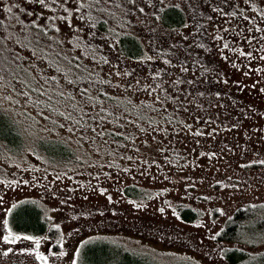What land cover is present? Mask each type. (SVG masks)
<instances>
[{"label": "rangeland", "instance_id": "obj_1", "mask_svg": "<svg viewBox=\"0 0 264 264\" xmlns=\"http://www.w3.org/2000/svg\"><path fill=\"white\" fill-rule=\"evenodd\" d=\"M79 1L83 0H0V4L9 6L15 18L22 11L28 21L39 15L31 11H42L45 4L62 11ZM155 1L199 14L207 35L192 26L189 31L167 33L148 22L138 26L142 22L138 19L132 30L143 32L138 33L149 49L152 40L161 62L173 64L177 71L182 66L177 52L197 62L198 43L192 38L202 36L199 43L206 42L221 57L225 69L219 83L233 93L231 102L225 95L223 102L229 103L218 105L199 94V88L174 85L166 66L160 77L166 84L153 79L147 84L142 77L141 87L133 93L137 100L142 95L152 101L150 113L156 122L147 124L135 119L139 109L104 106L100 97L98 102L81 95L83 106L76 113L68 101L48 102L42 96L31 101L20 79L12 86L19 84L14 88L23 92L21 97L10 90L8 72L0 75V107L20 117L25 141L17 155L0 150V264H82L75 260L77 245L96 236L159 263L227 264L223 250L240 246L218 234L239 207L264 205V0ZM112 7L110 0L103 5L107 10ZM128 11L122 6L119 12ZM170 51L176 58L164 55ZM160 63L141 67L157 74ZM123 75L121 71L119 83ZM23 108L36 121L21 117ZM102 108L103 113L98 112ZM106 130L122 136L111 138ZM55 137L74 146L75 158L57 161L33 151L38 140ZM128 184L142 187L144 198L125 197L121 189ZM23 198L35 199L45 209L50 236L29 243L3 230L6 210ZM183 206L201 212V217L180 220L177 209ZM85 243L89 244L83 251L92 241ZM263 250L264 245L248 249Z\"/></svg>", "mask_w": 264, "mask_h": 264}, {"label": "trees", "instance_id": "obj_2", "mask_svg": "<svg viewBox=\"0 0 264 264\" xmlns=\"http://www.w3.org/2000/svg\"><path fill=\"white\" fill-rule=\"evenodd\" d=\"M110 1L113 7L109 10L103 8L104 3L109 0H83L67 6L62 11L45 4L42 11H31L33 15L39 14L37 18L43 17L28 21L24 20L22 11L19 15L16 14L15 18L9 14V6L0 4V75L8 72L6 79H10V90L20 97L26 92L31 101L36 100L37 96L46 98L48 102L50 99L54 102L55 98L62 101L61 103L68 101L72 104L70 110H75V113L83 106L81 95L98 102L100 97L104 106L118 107L124 111L129 108L139 109L134 112L135 119L154 124V115L150 113L152 101L142 95L137 100L133 93L141 87L139 82L142 77L147 84H150L152 79L155 83L166 84L163 77H160L163 75L162 69L167 66L173 74L174 85L199 88V94H204L208 99L212 98L218 105L229 103L223 102L225 95L229 96L231 102L233 93H228L224 90L223 83H219L225 69L222 68L221 57H218L212 46L206 42L199 43L202 36L192 38V42L198 43L196 46L200 57L197 62H189L183 53L178 51L179 65L182 66L181 70L177 71L173 64L161 62L158 51L153 48L156 44L152 40L148 43L151 51H148L150 49L140 36L143 32L138 31L139 34L132 30L137 26L135 21L138 19L142 21L138 26L148 22V26L167 33L189 31L192 26V29L199 30L200 35H207V26L201 22L202 16L187 13L179 5L155 0ZM122 6L129 10L127 14L119 12ZM147 7L151 12L147 13ZM191 18L194 19V24ZM151 35H154V32L149 36ZM164 55H173L176 58L173 51ZM30 60L33 62L29 66ZM156 63L161 66L157 69V74L152 69L141 67L142 64ZM121 71L124 75L122 83H119ZM144 71L147 73L142 74ZM133 74L136 77L132 76ZM18 79L21 81L23 92L14 88L19 84L12 86V82ZM120 89L122 90L119 91ZM81 99L85 101L84 98ZM104 109L106 108L98 112L103 113ZM112 109L109 110L112 112ZM20 113L21 117L36 121L35 116H28L24 108ZM105 114L108 117L113 116L108 112ZM18 118L0 107L1 152L17 155L25 148L22 126ZM105 133L116 139L122 136L114 130H106ZM38 141L32 146L33 151H43L45 156L52 160L75 158L74 146L65 139L55 137ZM121 192L127 198H144V189L138 185H125ZM13 204L3 217V230L7 235H17V238L29 243L51 235L49 218L39 201L23 198ZM177 215L182 221L193 222L201 217V212L183 206L177 209ZM10 232L15 234L11 235ZM103 237L96 236L79 242L75 255L76 263L191 264L183 260L159 263ZM218 238L240 245L223 250L222 256L227 264H264V250L256 253L248 251L249 248L264 245V205H245L236 209L223 225ZM87 241L92 243L83 251L89 244L85 243Z\"/></svg>", "mask_w": 264, "mask_h": 264}, {"label": "snow or ice", "instance_id": "obj_3", "mask_svg": "<svg viewBox=\"0 0 264 264\" xmlns=\"http://www.w3.org/2000/svg\"><path fill=\"white\" fill-rule=\"evenodd\" d=\"M41 2H43V0H41Z\"/></svg>", "mask_w": 264, "mask_h": 264}, {"label": "bare ground", "instance_id": "obj_4", "mask_svg": "<svg viewBox=\"0 0 264 264\" xmlns=\"http://www.w3.org/2000/svg\"><path fill=\"white\" fill-rule=\"evenodd\" d=\"M43 17V16H42ZM36 26V25H35Z\"/></svg>", "mask_w": 264, "mask_h": 264}]
</instances>
